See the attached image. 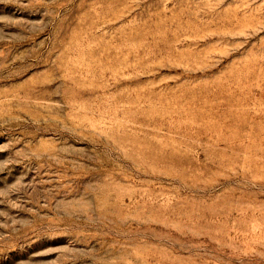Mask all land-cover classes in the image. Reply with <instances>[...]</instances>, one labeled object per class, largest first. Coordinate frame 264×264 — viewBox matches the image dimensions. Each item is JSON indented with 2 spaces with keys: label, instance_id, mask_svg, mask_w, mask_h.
<instances>
[{
  "label": "rangeland",
  "instance_id": "obj_1",
  "mask_svg": "<svg viewBox=\"0 0 264 264\" xmlns=\"http://www.w3.org/2000/svg\"><path fill=\"white\" fill-rule=\"evenodd\" d=\"M0 264H264V0H0Z\"/></svg>",
  "mask_w": 264,
  "mask_h": 264
}]
</instances>
